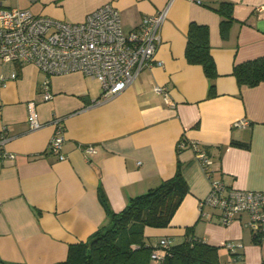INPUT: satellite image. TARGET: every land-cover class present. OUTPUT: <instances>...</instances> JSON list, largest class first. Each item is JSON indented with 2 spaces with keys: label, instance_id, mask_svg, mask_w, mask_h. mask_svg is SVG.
Here are the masks:
<instances>
[{
  "label": "crops",
  "instance_id": "obj_1",
  "mask_svg": "<svg viewBox=\"0 0 264 264\" xmlns=\"http://www.w3.org/2000/svg\"><path fill=\"white\" fill-rule=\"evenodd\" d=\"M219 1L0 0V7L70 22H81L112 2L126 31L146 15L166 12L156 53L162 65L140 71L108 99L101 98L98 80L69 72L50 77L52 97L44 100L43 71L31 63L0 62V75H17L0 87V131L4 127L8 136L0 151L13 154L0 159L3 261L63 262L71 244L86 242L107 224L109 213L101 195L110 211H121L131 197L171 178L180 164L188 191L167 226L143 228L146 244L154 245L162 237L176 244L188 234L219 247V257L232 258L226 242L240 244L230 264H264V224L255 240L247 214L221 224L217 209L199 207L213 178L227 188L264 189V81L239 86L232 73L235 64L264 56V0H226L233 6L226 35L221 33L220 16L209 8ZM191 22L209 31L217 71L212 96L201 65L185 58ZM155 86L164 93L155 92ZM29 101L36 104L40 128L28 124ZM240 120L247 123L235 125ZM58 126L65 138L62 160L49 151ZM233 142H248L249 147ZM87 146L93 151L85 152ZM197 150L212 161L210 177Z\"/></svg>",
  "mask_w": 264,
  "mask_h": 264
},
{
  "label": "built area",
  "instance_id": "obj_2",
  "mask_svg": "<svg viewBox=\"0 0 264 264\" xmlns=\"http://www.w3.org/2000/svg\"><path fill=\"white\" fill-rule=\"evenodd\" d=\"M165 15V10L146 15L136 27L126 31L112 2L100 5L81 22L36 15L27 9L0 7V62L31 63L43 71L47 75L43 81L44 100L52 97L50 77L69 72H80L98 80L101 98L108 99L124 90L140 71L162 65L156 53L161 44L160 28ZM16 76L14 71L8 77L0 75V87ZM154 91L164 93L160 86H155ZM27 121L31 129L43 124L34 101L27 103ZM57 121L53 122L57 124ZM246 123L240 120L235 125ZM7 140L3 127L0 144ZM64 140L63 130L58 126L49 141V151L59 160L65 158L62 153ZM183 145V142L179 144ZM84 151L92 152L93 147L87 146ZM7 156L13 157V154L0 151V159ZM196 157L210 177L211 159L201 150L196 151ZM204 206L219 211L221 224L231 223L242 213L247 214V225L254 233L259 232L264 224V189L227 188L221 179L213 178L208 195L199 202L201 209ZM202 215L207 214L202 212ZM158 243L150 255L156 263L163 259L165 248L172 240L162 237ZM224 246L232 254L240 244L226 242Z\"/></svg>",
  "mask_w": 264,
  "mask_h": 264
},
{
  "label": "trees",
  "instance_id": "obj_3",
  "mask_svg": "<svg viewBox=\"0 0 264 264\" xmlns=\"http://www.w3.org/2000/svg\"><path fill=\"white\" fill-rule=\"evenodd\" d=\"M209 8L220 16L221 33L226 35L233 21L232 3L220 0L214 5H209ZM186 36L185 58L191 64L201 65L209 81L208 94L212 96L215 93L214 80L217 71L210 53L208 28L191 22ZM232 73L239 86L252 87L259 84L264 81V56L235 64ZM233 144L242 148L249 147L248 142ZM187 191L182 166L177 164L171 178L162 181L157 187L131 197L121 211H110L101 195L100 201L109 213L107 224L89 236L86 242L71 244L67 258L59 264H219V247L188 234L182 242H172L167 246L159 263L151 259L150 255L157 248L159 240L154 245L146 244L143 228L167 226ZM259 232L254 233L255 240L259 237ZM237 256V253H232L233 262ZM0 264L14 263L0 258Z\"/></svg>",
  "mask_w": 264,
  "mask_h": 264
},
{
  "label": "rangeland",
  "instance_id": "obj_4",
  "mask_svg": "<svg viewBox=\"0 0 264 264\" xmlns=\"http://www.w3.org/2000/svg\"><path fill=\"white\" fill-rule=\"evenodd\" d=\"M230 262H232V258L228 254L219 257V264H230Z\"/></svg>",
  "mask_w": 264,
  "mask_h": 264
}]
</instances>
